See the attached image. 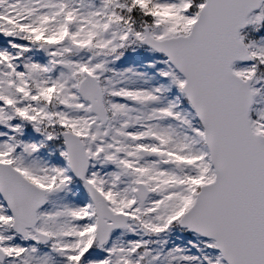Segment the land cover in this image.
I'll return each instance as SVG.
<instances>
[{"label": "snow or ice", "instance_id": "1", "mask_svg": "<svg viewBox=\"0 0 264 264\" xmlns=\"http://www.w3.org/2000/svg\"><path fill=\"white\" fill-rule=\"evenodd\" d=\"M0 264H264V0H0Z\"/></svg>", "mask_w": 264, "mask_h": 264}]
</instances>
